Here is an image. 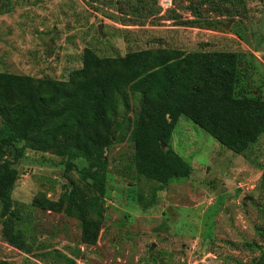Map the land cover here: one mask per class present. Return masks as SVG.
Returning a JSON list of instances; mask_svg holds the SVG:
<instances>
[{
  "label": "rangeland",
  "instance_id": "374dc122",
  "mask_svg": "<svg viewBox=\"0 0 264 264\" xmlns=\"http://www.w3.org/2000/svg\"><path fill=\"white\" fill-rule=\"evenodd\" d=\"M85 47L100 56L147 48L241 52L248 88L264 95V0H0V71L67 79L81 67ZM170 146L192 170L166 184L116 173L132 148L127 139L111 146L94 244L81 241L76 218L32 203L57 200L76 169L31 150L12 160V198L27 219L21 227L32 251L4 239L0 215V259L67 264L64 254L76 264H249L259 252L246 244H264V132L246 155L235 154L180 116Z\"/></svg>",
  "mask_w": 264,
  "mask_h": 264
},
{
  "label": "trees",
  "instance_id": "16d2710c",
  "mask_svg": "<svg viewBox=\"0 0 264 264\" xmlns=\"http://www.w3.org/2000/svg\"><path fill=\"white\" fill-rule=\"evenodd\" d=\"M198 13V11H195ZM244 54L147 48L100 56L91 47L67 79L0 71V215L2 236L30 253L27 219L14 207L18 172L11 166L28 151L52 153L76 169L57 200L33 205L76 218L83 243L94 244L104 221L108 192L107 152L127 139L132 153L114 170L128 181L145 177L160 184L190 176L188 161L170 146L185 116L235 154L246 155L264 132V95L249 89ZM114 136L116 139L114 140ZM82 161L78 167L77 160ZM264 185V169L261 173ZM149 204H144L147 207ZM264 236V234H263ZM264 264V244L247 243ZM67 264L73 258L61 256ZM0 264H10L0 259Z\"/></svg>",
  "mask_w": 264,
  "mask_h": 264
}]
</instances>
